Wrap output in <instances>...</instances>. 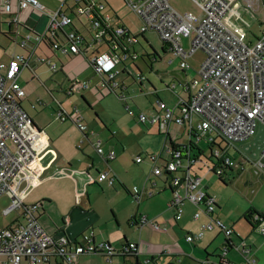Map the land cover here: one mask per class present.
<instances>
[{
	"label": "built area",
	"instance_id": "2783aa9c",
	"mask_svg": "<svg viewBox=\"0 0 264 264\" xmlns=\"http://www.w3.org/2000/svg\"><path fill=\"white\" fill-rule=\"evenodd\" d=\"M192 1L201 15L183 14L172 5L171 0H126L127 6L141 21L139 33H157L169 46L173 57L179 60L181 69H189L190 59L198 52L205 54L199 70L188 83L189 100L181 101L177 108L159 102L153 114L140 113L139 121L157 125L166 136L173 124H188L194 129L192 144L173 150L172 158L164 165H158L160 156L148 155L155 164L153 175H172L174 196L169 208L177 221L182 219L188 201L200 208L195 214L196 219L202 214L211 218L202 232L187 235L188 242L200 241L205 231L216 228L223 231L229 240L234 231L215 217L217 201L204 189L202 176L194 172L197 163L203 162L204 158L194 152L206 140L209 145V155H205L206 169L219 176L224 175L226 169L241 170L248 165L258 174L264 172V148L257 160H250L244 155L235 159L229 152L232 148L237 149L239 143L254 138L260 125L264 127V24L261 35L254 41H248L246 28L239 24L242 18L240 0ZM242 1L252 11L256 10V2L260 7V0ZM73 2L74 5H71L70 0H65L61 7L53 11L38 0H0L1 10L10 17L9 25L15 28L13 34L21 49L29 50L30 55H37L50 39L53 51L85 56L102 77L101 85L116 93L128 113L133 115L126 85L116 81V78L121 74L119 64L133 55L128 45L139 43V36L131 35L124 25L113 23L114 16L105 0ZM32 14L47 18L46 32L38 33L27 26V18ZM76 18L89 23L93 31L89 41L74 28ZM25 29L28 30L27 35L22 36L21 32ZM126 36H129L128 42L125 41ZM186 39H191L189 49L184 45ZM103 46L109 51H101ZM94 48L97 51L88 57L87 54ZM39 59L52 71L60 70L48 57L40 56ZM28 66L30 57L23 54H14L8 62L0 61V197L6 196L10 200L4 215L14 212L24 220L16 227L0 229V264H22L24 261L29 264H75L80 256L87 254H102L112 263L118 256H137L140 251L135 243H129L118 251L110 243L96 242L89 234L81 235V239H72L64 232L55 236L42 224V202H26L31 189L57 162L50 138L44 131L36 130L32 117L22 106L26 90L19 83V77ZM137 77L141 82L146 80L142 75ZM89 88L90 84L73 78L67 94L71 96ZM119 89L121 92L117 93ZM58 107V120H71L82 133H91L78 108L69 113L62 103L58 102ZM195 119L199 121L196 129ZM93 146L106 162L117 158L115 152H105L102 140L93 142ZM143 161L144 156L136 160L138 164ZM90 179L92 183L96 182L91 176ZM105 181L113 185L117 178L109 172L100 173L97 183ZM145 195L151 196L152 192L135 187L134 196L138 202ZM257 219L261 221L264 218L258 216ZM148 223L150 220L146 215L134 222L141 227ZM154 228L162 230L155 223ZM262 234L264 236V229ZM170 250L167 247L164 252ZM228 251L227 246L218 264H237L227 259ZM239 251L244 256L250 252L246 245H242ZM143 264L155 263L148 260ZM242 264H259V261L253 256H246Z\"/></svg>",
	"mask_w": 264,
	"mask_h": 264
},
{
	"label": "crops",
	"instance_id": "0c3cea01",
	"mask_svg": "<svg viewBox=\"0 0 264 264\" xmlns=\"http://www.w3.org/2000/svg\"><path fill=\"white\" fill-rule=\"evenodd\" d=\"M105 1L110 12H112L114 16L113 23L115 25H124L129 29L131 35L139 36V43L128 45L133 55L118 66V69L121 71L120 75L128 76L126 79L123 78L120 81L118 80V82L126 85V92L131 96L130 104L132 105L134 114L130 115L128 113L133 119V121H130V124H132V122H138L140 124L139 114H153L159 107V102H165L169 107L177 108L181 101L189 100L190 94L187 86L189 81L196 75L203 62L195 58L201 52H198L190 59L191 67L189 69H181L179 60L173 57L169 46L163 42L161 38L163 50L160 53L146 38L148 33L141 35L139 32H133V29L121 18V16L117 12H114L107 0ZM174 7L176 8V6ZM197 15H201V11L197 13ZM77 20L80 21V27L76 24ZM139 22V26L141 27L140 19ZM47 23L46 17L37 14H32L27 18V26L38 33L46 32ZM74 28L79 30L88 41L91 39L93 31L85 19L76 18ZM10 31L14 33L15 28L10 27ZM27 32L28 30H23L21 32L22 36H26ZM125 38V41L128 42L129 36ZM143 39L146 41L148 48L143 49V52H139L136 46L140 45ZM60 40H63L62 36ZM14 41L16 42L15 39ZM184 45L189 49L191 46V39L184 40ZM16 47L21 50V52H15L12 56L17 53L30 57V66L26 67L19 77V83L26 90V97L22 101V106L30 114L34 123L48 135L52 147L57 154L55 166L49 169L43 176L42 181L31 189L26 198V202L28 204L42 202L43 207L41 208L40 216L42 224L48 232L55 236H59L64 232L72 239H81V235L89 234L93 235L95 241L98 243H112L110 238L103 241L100 240L99 237H101L104 228L108 229L110 226H113L116 230L121 229L123 221L118 216L115 208H113L114 211H112L109 220L103 218L95 202V197L91 188L95 185H102L110 189L122 190L127 196H132L137 201L134 196L135 188L129 190L124 186L120 176L115 172V169H117L120 164L116 166L115 164L126 153L136 155V160L139 156H144L143 163L146 160L151 162L147 157L151 154H148V152L144 150L134 149L135 143L131 139L133 132L129 135H123V127L117 124L115 120L108 121L106 118L108 112L103 109L100 111L94 110L96 111L95 118L93 117L90 122H87L84 115H82L91 132L89 134L82 133L71 120H67L66 122L58 120L57 110L59 108L58 102L60 101H57V99L60 96L68 98L67 102L62 101L60 103L64 105L69 113L74 112V108L72 109V104L69 101H71L76 94L82 95L83 92L85 93H83L84 97L81 100L83 105H87L88 107H97L98 103L103 102L106 98L112 95L117 96L109 87H103L101 85L103 81L102 77L96 73L95 68L89 64L85 56L65 55L61 52L53 51L51 49L50 39H47L46 45H43L39 49L37 55H30L29 50L20 49L17 42ZM100 50L104 52L109 51L104 46L101 47ZM96 51L97 48L90 50L87 56L91 57ZM12 56L8 59L1 58L2 60L0 61L8 62ZM40 56H46L51 59L59 66L60 70L56 72L52 71L47 64L40 61ZM173 64L176 66L172 67L171 65ZM27 70L33 73L30 81L26 80L25 77ZM138 75H142L146 80L142 82L139 81ZM155 77L164 84H159ZM73 78L79 82L90 84V88L81 93L69 96L67 91L72 85ZM132 78L139 86V95L145 99L146 105L141 103L138 104L135 100L136 95L131 93V85L134 84L131 80ZM35 82H39L41 88L48 93V96L51 95V103L48 98L49 103L45 102L46 99L43 101L42 97L36 95V90L31 91L30 84H34ZM119 92H121V89L117 90V93ZM87 94L94 98V100L92 101L87 98ZM121 102L125 108V104L123 101ZM54 103H56V106H54ZM44 110H48V113L51 115V119L46 122L41 120ZM148 110L150 111L149 113L147 112ZM198 123V119H195V129ZM144 125H150L153 128L156 127L159 136L165 138L164 144L166 142L169 144L167 146L166 158L164 155L160 156L161 160L158 162L159 166L164 165L166 161L172 158V151L174 149L186 148L192 144L194 129L188 124H173L168 136L162 134L159 127L155 124L148 122ZM106 132L109 135L111 134V137L104 142V140L99 137L102 134H107ZM145 139L146 138L143 137L140 141ZM97 140H102L106 153L115 152L117 158L111 162H106L100 157L101 161L104 163V170H97V175L94 177L92 176V170L99 167H97V161L89 156L88 151H90L91 148L96 151L93 142ZM208 146L207 141L203 140L199 144L198 150L200 149V152L207 155ZM200 152L198 153L196 150L194 154L200 155ZM229 152L235 159L244 155L250 160H257L261 155L260 153L257 158H252L240 147H237V149L232 148ZM203 157L205 156H201V158ZM151 164L155 167L153 162H151ZM236 171L239 172L236 179L243 178L245 184L253 188L252 192L255 194V197L250 200V205L242 209L241 212L229 214L223 210L219 201L210 190H208L209 188L204 181L206 179L205 175L203 177V175H200L199 171H195L194 168V172L198 173L203 178L204 189L217 201L218 207L215 217L222 220L227 227L234 231L229 240L223 231L216 228L212 231H205L204 237L200 241L188 242L186 239L187 235L202 232L203 226L206 225L211 218L207 214H202L199 219H196L195 214L200 208L188 201L185 204L182 219L177 221L174 212L169 208V203L174 196L171 183L172 175H166L164 177H156L153 175L161 181H155L151 177L143 188L138 187L139 189L152 192V195H145L140 202L137 201L138 205L136 209H133L130 216L125 219L128 233L123 236V239L119 240L121 249L128 243H135L138 245L139 254L137 256L127 257L118 256L113 259L112 263L108 262L107 258L102 254H87L80 256L75 264H81L82 258L92 255H97L105 259L109 264H114L117 258L120 259V264H143L148 260L155 264H218L220 256L227 246L229 251L226 257L230 262L242 264L245 262L246 256H253L259 261V264H264V236L262 234V230L264 229V203L260 199V195H262L264 191V172L258 174L250 165ZM106 172H109L112 176L117 178V181L113 185L108 181L101 184L97 183L99 174ZM90 176L94 178L96 182L92 183ZM220 177L225 182L228 180L231 182L235 179V175H222ZM165 196H167L166 203L163 207L159 208L156 203ZM3 199H5L8 205L3 209L2 214L9 220L6 224L0 223V229L13 228L23 223V218L17 213L13 212L9 215H4V211L8 208L10 201L6 196L0 197V201ZM142 215H146L150 220V223L143 227L134 224V219L140 220V216ZM257 215L262 216L263 220L260 221L257 219ZM104 223H106V225H104ZM154 223L162 227V230H155ZM242 245H246L250 251L246 256L239 251ZM167 247L171 249L170 252H164V249ZM1 259L4 260L3 258ZM94 259L95 258L88 257L87 260L92 262ZM22 264H29V262L24 261Z\"/></svg>",
	"mask_w": 264,
	"mask_h": 264
},
{
	"label": "rangeland",
	"instance_id": "374dc122",
	"mask_svg": "<svg viewBox=\"0 0 264 264\" xmlns=\"http://www.w3.org/2000/svg\"><path fill=\"white\" fill-rule=\"evenodd\" d=\"M38 1L46 8L55 11L59 7H61V4H63L65 0ZM107 2L110 4L114 12H117L121 16V18L133 29V32L138 33L140 31L139 18L127 6L126 0H107ZM240 2V12L242 18L241 20H239V24L246 27L248 31V41H254L259 37L264 24V0H260V7L257 6L258 2H256V10L254 11L247 8L245 1L240 0ZM171 3L173 6H176L179 12L183 14L200 13L199 8L192 0H171ZM70 4L74 5L73 0H70ZM9 19L10 17L5 15V13L1 10L0 4V60H2L3 58L8 59L15 52H21V50L16 47V42L14 41L15 35H13V33H11L10 31ZM76 24L78 27L81 26L79 20L76 21ZM146 38L158 52H162L163 43L159 35L155 33H148L146 35ZM147 46L148 45L146 44V41L143 39L141 44L137 45L136 47L139 52H143V49L148 48ZM195 58L198 61H204L205 54L201 52ZM171 66L175 67L176 65L173 64ZM32 74L33 73L30 70H27V72L25 73L26 80L30 81ZM127 77V75H118L117 81H120L123 78L126 79ZM155 78L158 80L159 84H162L157 77ZM131 80L134 82V84L131 85V93L136 95V102L138 104L141 103L146 105L145 99L139 95V86L135 83L133 78ZM40 88L41 85L39 84V82L30 84L31 91L36 90V95L42 97L43 101L46 99L45 102L49 103L50 100L51 103V95L48 96V93H46L43 88ZM83 93L82 95L76 94V96L69 102L72 104V109L77 107L79 111L82 112V115H84L87 122H90L93 117L95 118L96 111L94 110L100 111L101 109H103L108 112V115L106 116L108 121L115 120L117 124L123 127V135H129L133 132L131 139L135 143L134 149L144 150L145 152H148V154H155L158 156L164 155V157L166 158L167 146L169 144L167 142L165 143L166 145L164 144L165 138L159 136L156 127L153 128L150 125L146 126L143 123L139 124L138 122H132V124H130V121H133V119L129 116L128 112L125 110L122 102L117 96L112 95L106 98L105 100H103V102H99L97 107H88L87 105L84 106L81 100L84 97ZM87 98L92 101L94 100V98H92L89 94H87ZM57 101L67 102L68 98H65V96H60L58 97ZM54 106H56V103H54ZM147 112L149 113L150 111L148 110ZM50 119L51 115L48 113V110H44L42 112L41 120L46 122ZM110 137L111 134L109 135L107 133L102 134L99 138H101L105 142V140H109ZM143 137H145L146 139L140 141ZM238 147L245 151V153L250 157L257 158L261 153L262 148L264 147V127L260 125L257 131V135L246 142L239 143ZM88 152L89 156L97 161V167L100 168L92 170V176L96 177L97 170H104V163L101 161L100 156L93 148H91V150ZM203 158V162H199L195 166V171H199L200 175H203V177L205 175L206 179L204 181L206 186H208L209 188L208 190H210V192L216 197V199L223 207V210H225V212L229 214H237L238 212H241L242 209L249 206L250 200L255 197V194H253L252 192L253 188L247 186L243 178L236 179L239 175V172L236 170L226 169L224 175H235V179H233L231 182L230 180H228L227 182H223L219 175L215 173H209L207 171L205 166L206 159L205 157ZM135 160L136 155L126 153L115 164V166L117 164H120L119 167L115 169V172L120 176L124 186L127 189L133 190L135 187L143 188L146 182L151 177L155 181H161L153 176L154 166L151 164V162L146 160L142 164H137ZM92 187L93 188L91 189L95 197V202L99 207L103 218H107V220H109V218H111L112 211H114L113 208H115L118 216L123 221V226L121 229L116 230L113 226H110L108 229L104 228L101 233V237H99V239L103 241L107 238H110V240L112 241V243L110 244L115 249L120 251L121 245L119 244V240L123 239V236L128 233V227L126 225L125 219L130 216L133 209H136L138 205L137 201L132 196H127L122 190L110 189L109 187L102 185H95ZM260 196V199L264 203V191ZM166 198L167 196L158 200L156 204L159 208L165 205ZM7 205L8 203L5 201V199L0 201V223L2 224H6L9 220L2 214L3 209ZM104 225H106V223H104ZM88 257H92L95 259L91 262L87 260ZM88 257L82 258L81 264H109L105 259L97 255ZM114 264H120V259L117 258V261H115Z\"/></svg>",
	"mask_w": 264,
	"mask_h": 264
},
{
	"label": "trees",
	"instance_id": "16d2710c",
	"mask_svg": "<svg viewBox=\"0 0 264 264\" xmlns=\"http://www.w3.org/2000/svg\"><path fill=\"white\" fill-rule=\"evenodd\" d=\"M174 150H175V149H174ZM197 151H198V153L200 152V150H197ZM200 155H201V156H205L203 152H200ZM221 180H222L223 182H225L223 179H221ZM258 216H260V215H258ZM260 217H262V216H260ZM262 218H263V217H262ZM135 220H136V219H134V222H135ZM128 244H129V243H128Z\"/></svg>",
	"mask_w": 264,
	"mask_h": 264
},
{
	"label": "water",
	"instance_id": "95a60500",
	"mask_svg": "<svg viewBox=\"0 0 264 264\" xmlns=\"http://www.w3.org/2000/svg\"><path fill=\"white\" fill-rule=\"evenodd\" d=\"M34 122V121H33ZM34 126L36 128V130L40 131L41 129L34 123Z\"/></svg>",
	"mask_w": 264,
	"mask_h": 264
}]
</instances>
